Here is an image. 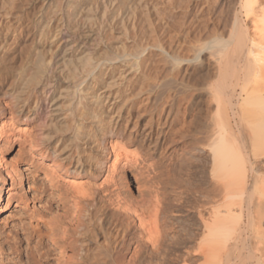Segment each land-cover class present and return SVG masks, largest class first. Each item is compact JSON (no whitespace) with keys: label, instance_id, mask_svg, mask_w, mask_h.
<instances>
[{"label":"bare ground","instance_id":"bare-ground-1","mask_svg":"<svg viewBox=\"0 0 264 264\" xmlns=\"http://www.w3.org/2000/svg\"><path fill=\"white\" fill-rule=\"evenodd\" d=\"M216 1L0 0V220L24 145L66 188L58 264H264V0L224 24ZM140 151L169 188L109 215L90 182L126 181Z\"/></svg>","mask_w":264,"mask_h":264},{"label":"rangeland","instance_id":"rangeland-1","mask_svg":"<svg viewBox=\"0 0 264 264\" xmlns=\"http://www.w3.org/2000/svg\"><path fill=\"white\" fill-rule=\"evenodd\" d=\"M234 3L236 0L216 1L215 14L220 16L223 24L229 23ZM225 35H228V31ZM195 66L197 73H206L207 65L204 60ZM185 76H188V72ZM182 115L183 112L179 114V119L174 125L175 130L182 126ZM35 129L38 130V127L35 126ZM11 156L23 161L21 171L25 190L21 192L23 199L11 211L1 214L0 264H58L59 251L51 242L50 223L57 219L58 214L68 211L65 185L59 179L52 178L41 164L28 163L25 166L27 150L24 145L12 150ZM158 157L156 153L147 154L140 151L138 157L129 162L124 171L126 181L114 184L111 181H104L103 177L90 182L96 199L98 198L107 208L109 215L115 216L120 194L140 198L142 195H150L157 185L163 192L169 188L171 168L168 169L167 166L170 162L167 159L161 161ZM186 177L184 175L183 179ZM131 256L126 249L120 254V258L125 262L129 261Z\"/></svg>","mask_w":264,"mask_h":264}]
</instances>
